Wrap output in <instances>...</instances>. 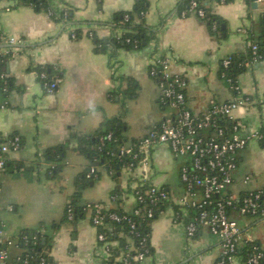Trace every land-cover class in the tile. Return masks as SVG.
<instances>
[{
  "label": "crops",
  "instance_id": "crops-1",
  "mask_svg": "<svg viewBox=\"0 0 264 264\" xmlns=\"http://www.w3.org/2000/svg\"><path fill=\"white\" fill-rule=\"evenodd\" d=\"M180 1L148 0L145 21L155 37L144 47L109 46L101 52L95 50L90 31L98 38L111 37L114 15L131 9L135 0H49L55 13L73 10L74 18L68 24L31 5L0 1V34L5 37L0 51L10 50L0 65L10 82L6 92L0 89V128L22 137L21 148L9 153L7 169L0 177V226L13 239L7 247L11 262L25 251L18 241L19 233L41 229L50 236L52 264H106L110 250L98 238L101 227L93 224L90 208L76 221L69 219L56 229L52 224L63 218L75 177L90 165L88 157L76 149L77 136L94 133L103 121L123 115L128 143L141 138L173 111L161 105L159 85L149 75L157 56L169 57L172 70L185 77L187 106L193 112H201L213 102L248 95L253 102L235 111L242 133L250 135L264 127V58L239 75L238 90L220 73L225 57L245 52L259 36L264 1L256 0L257 7L253 0L209 1L222 19L220 33H211L197 15L180 16ZM76 28L81 29V35L72 37ZM11 36L19 41L10 43ZM40 66L53 68L52 79H59L55 91L47 92L38 76ZM130 81L139 85V94L123 102V91ZM64 144V164L51 178L47 170L56 162L48 158V149ZM238 158L229 190L241 197L264 187V145L250 139ZM183 160L173 154L169 144L151 148V182L165 187L171 201L151 223L154 254L141 264H215L221 256V240L208 228L202 227L189 238L184 222L175 219L174 204L185 194L179 179ZM116 184L103 171L84 189L82 203H109ZM120 185L135 187L136 176L123 168ZM124 198V209L132 211L136 197L126 192ZM230 218L241 229L238 245L257 241L264 248V217L232 210ZM232 264H241V256L236 255Z\"/></svg>",
  "mask_w": 264,
  "mask_h": 264
},
{
  "label": "built area",
  "instance_id": "built-area-1",
  "mask_svg": "<svg viewBox=\"0 0 264 264\" xmlns=\"http://www.w3.org/2000/svg\"><path fill=\"white\" fill-rule=\"evenodd\" d=\"M223 2L224 0L219 1V3ZM178 14L182 17L197 15L201 18L206 15L203 8H198L196 0H192L190 7ZM71 36H76L74 29L71 31ZM93 36L94 34L90 32V37ZM3 39L5 37L0 34V42ZM8 41L16 43L19 40L11 36L8 37ZM257 48L256 44L252 46L254 56L251 61L246 62L247 67L262 58ZM9 52V49L0 51V65ZM223 62L227 66L230 59H224ZM149 75L156 79L159 85V102L163 106L171 107L173 111L167 118L154 124L141 138L121 147L120 154L130 158L124 168L135 175L140 184L147 186V192L153 204L170 201L169 191L151 182L149 172L151 148L158 143L169 144L176 157L184 158L179 170V179L185 194L175 202L177 205L175 219L178 222H184L186 235L189 238L195 237L202 227L208 228L221 240L222 253L219 264L232 263L237 255L241 229L239 224L230 218V211L237 210L240 214L264 217V187L247 191L241 197L229 190L233 182V172L238 167L239 152L247 146L250 139L264 143V132L260 128L250 135H243L242 125L235 116V111L239 107L249 105L253 100L248 95H240L227 101L213 102L197 113L187 106L186 79L181 73L172 70L169 57L157 56L149 67ZM38 76L43 79L47 92H53L58 87V78L49 80L45 71L39 72ZM225 78L231 83L230 78ZM0 89L5 92L9 89V80L1 69ZM238 89L239 86H235V90ZM111 138V132L101 136V144ZM21 146L22 137L19 134H8L0 128V177L7 169L9 153L19 150ZM96 175V165H93L87 176ZM139 199L142 200V197ZM87 208L93 212V224L99 227L104 225L101 204L89 203ZM138 213L139 210L135 209V214ZM147 216H154L152 208L148 210ZM68 217L73 218L70 206H68ZM110 217L120 220L117 213H111ZM132 227L134 228V224ZM29 238L27 234L23 236L24 245L28 244ZM31 238L36 240L38 234H32ZM98 238L109 251L111 243L107 240L105 233L99 232ZM11 244L13 239L5 235L4 227L1 225L0 264H46L44 257L33 262L27 253L19 255L14 262H11L7 250L8 245ZM146 252L135 254L133 259L144 260L147 257ZM248 262L264 264V251L254 252ZM125 264H128V261Z\"/></svg>",
  "mask_w": 264,
  "mask_h": 264
},
{
  "label": "trees",
  "instance_id": "trees-1",
  "mask_svg": "<svg viewBox=\"0 0 264 264\" xmlns=\"http://www.w3.org/2000/svg\"><path fill=\"white\" fill-rule=\"evenodd\" d=\"M1 1V0H0ZM13 6L19 4H28L33 6L39 11L47 12L56 21L68 24L74 18L73 10L70 8L62 10L61 13H55L52 11L49 0H11ZM192 0H181L178 3L177 11L180 13L184 9L190 7ZM198 2V8L205 10V17H202L206 22L211 33H220L222 31V19L217 15L213 8L209 5L211 0H196ZM218 3L220 0H216ZM233 0H224L223 3H227ZM249 2L251 0H248ZM148 10V0H135L133 7L129 10L118 11L112 20L114 33L108 39L98 38L95 34L93 40L95 43V50L97 52L105 51L109 46L114 48L126 47V48H142L149 43V41L155 37V31L146 24L145 14ZM120 30V31H117ZM76 33L75 37L81 35V29H74ZM91 32V31H90ZM90 34V33H89ZM257 45V52L264 58V11L261 15L260 34L256 39H253L249 48L245 52L234 53L228 55L224 59H230V63L225 66L224 59L220 65V73L223 77L230 78L232 81L233 89L238 85V77L246 69V62L251 61L253 54V45ZM45 71L47 78L50 80L53 78V68L49 66L38 67V72ZM40 78V77H39ZM41 79V78H40ZM43 82V79H41ZM10 86V82H9ZM139 94V85L135 81H130L129 86L123 91V102L129 99L136 98ZM227 124L229 122L227 121ZM125 121L123 115L113 117L103 121L94 133L87 135L77 136L78 145L76 149L87 156L90 165L86 170L77 175L74 179L75 189L69 197V201L66 204L63 218L52 224L54 229L59 228L61 224L67 220L68 206L71 207L73 212V218L71 220L76 221L81 216L85 215L87 204L82 203L83 191L88 187L91 181L98 179L102 172L105 171L116 180V186L111 190V201L109 203L99 202L101 204V210L104 215V225L100 226L99 232H104L107 240L111 243L110 256L106 264H141L142 260H134L133 256L142 251H147L146 256H152L154 249L151 245V223L158 216L163 207H165L170 201H165L158 205L151 202L150 195L147 192V186L140 184L137 179V185L133 188H123L120 185V178L123 168L129 163L130 158L127 155H121L120 149L126 143V134L124 130ZM264 132V127L261 128ZM112 133L111 139H106L104 144H101L100 137ZM136 140V139H134ZM132 140V141H134ZM264 145V143L261 141ZM66 144L54 146L48 149L47 156L56 165L47 170L49 177L55 178L59 174V168L63 166L65 160ZM94 163L96 165V176H87V173ZM135 179V178H134ZM133 193L136 197L137 204L135 208L128 212L124 209V195L125 193ZM142 197V200L139 199ZM175 208L177 205L174 204ZM152 208L154 211L153 217H148L147 212ZM135 209L139 210L138 214H135ZM111 213H117L120 216V220H115L110 217ZM93 214V213H92ZM134 224V228L132 227ZM38 234L36 240L31 238L32 234ZM28 235V244L24 245V235ZM18 241L25 247L24 253L29 254L31 261L35 262L40 257L46 259V264H52V257L49 255L51 250L50 236L48 233L43 232L41 229H25L18 235ZM116 241V245L112 242ZM142 241V243H141ZM264 251V248L258 244L257 241L245 242L242 246H237V255L241 256V264H251L248 262L249 257L256 251ZM119 258V259H118ZM221 256L216 260L215 264H219ZM226 264H232L227 262Z\"/></svg>",
  "mask_w": 264,
  "mask_h": 264
},
{
  "label": "water",
  "instance_id": "water-1",
  "mask_svg": "<svg viewBox=\"0 0 264 264\" xmlns=\"http://www.w3.org/2000/svg\"><path fill=\"white\" fill-rule=\"evenodd\" d=\"M253 4H254V6L255 7H257V3H256V0H253ZM99 163H96L95 165H98ZM94 183V181H91V183L90 184H93Z\"/></svg>",
  "mask_w": 264,
  "mask_h": 264
}]
</instances>
